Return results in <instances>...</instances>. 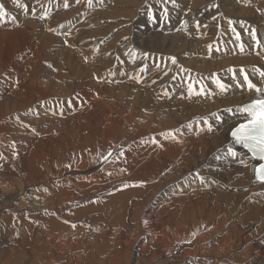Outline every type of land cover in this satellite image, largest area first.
<instances>
[{
    "label": "bare ground",
    "instance_id": "6f19581e",
    "mask_svg": "<svg viewBox=\"0 0 264 264\" xmlns=\"http://www.w3.org/2000/svg\"><path fill=\"white\" fill-rule=\"evenodd\" d=\"M150 1L0 0V264H264V0Z\"/></svg>",
    "mask_w": 264,
    "mask_h": 264
},
{
    "label": "snow or ice",
    "instance_id": "6c2138e0",
    "mask_svg": "<svg viewBox=\"0 0 264 264\" xmlns=\"http://www.w3.org/2000/svg\"><path fill=\"white\" fill-rule=\"evenodd\" d=\"M13 2L19 6L26 8V5H20L19 0H13ZM172 3H175V0H171ZM89 4H91V0H89ZM67 7V3L65 4ZM34 14V10H33ZM164 14L167 15V9L164 10ZM44 17H41L43 19ZM4 19H15L7 12L5 5L0 3V20ZM231 23V22H230ZM233 31H235L233 29ZM255 36V33H253ZM237 39H239V34H237ZM241 50H243V45H241ZM134 55V54H133ZM147 55V54H145ZM172 62L175 63V57H172ZM229 71H233V69H229ZM241 72L244 70L241 69ZM261 78H264V70L257 69ZM235 79V76L233 77ZM244 81L246 82L247 88L249 90H254L259 94L258 98L253 99L250 103L245 104L242 108L237 109L241 113H246V118L243 123L238 124L231 132V135L235 138L237 143H242L246 148H248L254 157H259L260 160H264V87L258 86L253 83L252 80L249 79L248 75L244 74ZM215 82L218 88L223 92L226 91L229 87L225 85L221 80L215 78ZM239 83V82H238ZM243 87V84L240 85ZM188 92L191 95L194 92V88L192 83L188 85ZM196 94H203V89L201 88L199 92ZM228 111H231L229 109ZM215 115V114H213ZM204 123L207 124V118H202ZM211 128V125H208ZM188 127L191 128L192 124L189 123ZM173 134L174 133H170ZM233 156L236 155L235 152H232L229 149ZM243 163V161H241ZM256 179L260 182H264V163L259 164L257 168H255ZM127 186V185H125ZM75 227V225H73Z\"/></svg>",
    "mask_w": 264,
    "mask_h": 264
},
{
    "label": "rangeland",
    "instance_id": "374dc122",
    "mask_svg": "<svg viewBox=\"0 0 264 264\" xmlns=\"http://www.w3.org/2000/svg\"><path fill=\"white\" fill-rule=\"evenodd\" d=\"M157 1H158V0H151L150 3H149V5L146 4V6H145L146 9H145V11H143V12L140 14V16L142 15V17H139V18L136 19V21H137V22H135V24L137 25V26L135 27L136 30L141 29V27H139V26H140V24H141V21L144 20V19H146L145 17H147V19L150 20V21H152V20L154 19V16H155L156 10H159V9H160V6L158 5ZM5 2H7V1H5ZM114 19H115V18H114ZM116 19H117V21H119L118 18H116ZM122 75H123V74H122ZM116 78L118 79L119 76L116 75ZM117 140H118V138H114V139H112V140L108 143V148H109L110 150H112V147H113L114 143H115ZM60 164H61V163H59L58 166H59ZM1 183H2L3 185H2ZM0 188H5V189H7V188H10V186L5 185V183H3V182L1 181V179H0ZM83 223H84V225L89 226V228H92V226H93V224H91L90 222L85 223L84 220H83ZM90 225H91V226H90Z\"/></svg>",
    "mask_w": 264,
    "mask_h": 264
}]
</instances>
